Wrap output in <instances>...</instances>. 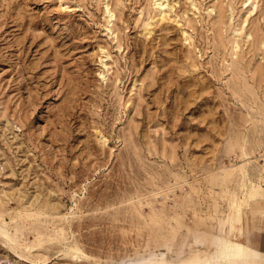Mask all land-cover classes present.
Wrapping results in <instances>:
<instances>
[{
    "label": "rangeland",
    "instance_id": "obj_1",
    "mask_svg": "<svg viewBox=\"0 0 264 264\" xmlns=\"http://www.w3.org/2000/svg\"><path fill=\"white\" fill-rule=\"evenodd\" d=\"M152 4L0 0V264H253L264 0Z\"/></svg>",
    "mask_w": 264,
    "mask_h": 264
},
{
    "label": "crops",
    "instance_id": "obj_2",
    "mask_svg": "<svg viewBox=\"0 0 264 264\" xmlns=\"http://www.w3.org/2000/svg\"><path fill=\"white\" fill-rule=\"evenodd\" d=\"M234 232L236 243L264 254V211L242 217Z\"/></svg>",
    "mask_w": 264,
    "mask_h": 264
},
{
    "label": "bare ground",
    "instance_id": "obj_3",
    "mask_svg": "<svg viewBox=\"0 0 264 264\" xmlns=\"http://www.w3.org/2000/svg\"><path fill=\"white\" fill-rule=\"evenodd\" d=\"M167 1L168 0H153V8H154V11L155 12H159V13H163V14H165L166 12H169V11H171V7H173V5L170 7L168 4H167ZM169 3V2H168ZM106 10H107V12H108V14L110 15V16H112V14H111V11L108 9V7H106ZM152 13V12H151ZM162 14V15H163ZM109 16V18H112V17H110ZM159 16H160V14H159ZM164 18V16H162V17H160V19L162 20ZM148 20V19H147ZM160 20V21H161ZM146 25L147 26H149V25H151V22H148V21H146ZM145 25V26H146ZM150 32V30H148L147 31V33H149ZM187 38V37H186ZM238 47V46H237ZM105 65H107V64H105ZM108 66V65H107ZM108 68V67H107ZM102 72V71H101ZM102 74V73H101ZM103 75V74H102ZM102 136V135H101ZM243 148V147H242ZM248 154V153H247ZM244 155H246V153L244 154ZM247 161V160H246ZM7 233V232H6ZM1 234V233H0ZM4 234V233H3ZM5 235H7V234H5ZM5 237V236H4ZM7 237V236H6ZM222 240V238H219L218 239V241H221ZM234 244V243H233ZM235 244H236V246L238 247V246H240V244H238V243H236L235 242ZM237 251H240V255H242V257H249L250 258V260H249V262L251 261V263H253V264H255V263H257L258 261H260V260H262V259H264V254L263 253H261V252H259L258 250H255V249H252V248H249V247H245V246H243V245H241V248L240 247H238L237 248ZM242 252V253H241ZM130 259V258H129ZM147 259V258H146ZM152 260V259H151ZM163 260V259H162ZM153 261V260H152ZM156 262V261H155ZM166 263H168V262H166ZM159 264V263H158ZM180 264H205L203 261H200L198 258H192V259H190V260H188V261H182V262H180Z\"/></svg>",
    "mask_w": 264,
    "mask_h": 264
}]
</instances>
